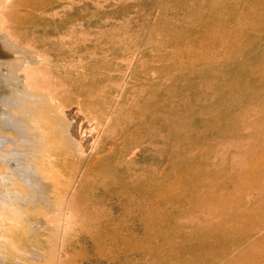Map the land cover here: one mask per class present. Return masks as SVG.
I'll return each mask as SVG.
<instances>
[{
  "label": "bare ground",
  "instance_id": "1",
  "mask_svg": "<svg viewBox=\"0 0 264 264\" xmlns=\"http://www.w3.org/2000/svg\"><path fill=\"white\" fill-rule=\"evenodd\" d=\"M54 1L59 5V1ZM64 1L60 0V5ZM52 5V0H0V89L4 87L15 96L7 101L4 92L0 94V248L9 247L17 255L21 253L18 242L28 239L33 228L32 218L38 223L48 221L57 231L79 222L112 221L91 216L88 200L81 203L80 194L90 186L91 177L105 180L97 184L98 192L117 200L128 217L150 225L165 224V212L175 211L176 202L182 197L178 194L177 169L184 157L179 155L177 146L176 92L166 84L167 79L163 80L166 71L144 68L146 61L157 67L163 59L157 55L144 61L146 42L140 31L135 39L114 35L102 41V33L79 31L77 15L65 17ZM2 7L8 10L6 14ZM99 28L107 32L106 28ZM96 34L100 37L90 39ZM212 44L215 46L216 41ZM79 55L84 65L79 66ZM141 59L143 63H139L137 70L135 63ZM71 62L73 65H69ZM253 64L249 66L251 71L253 66L258 67L256 62ZM111 75L116 78L111 80ZM170 78L174 83V76ZM124 81H132L128 89H124L128 85ZM112 83L115 89L111 95ZM68 91L80 98L77 106L56 103ZM242 94L245 102L253 101L246 92ZM222 107L235 108L225 102L219 108ZM224 121L227 124L230 119L226 117ZM255 149L263 157L254 159L252 165L263 166L264 142ZM153 151L157 159L161 158L153 164V170L132 166L135 157ZM252 152L239 151L246 157ZM195 158L186 170L207 175V151ZM79 159H84L86 165L79 164ZM66 165L75 168L69 183L62 175ZM239 170L235 169L237 175L230 169L226 171L239 182L246 177ZM254 178L258 180L257 175ZM260 180L264 181V175ZM247 192L258 193V187ZM184 198L195 199L186 194ZM198 199L200 194L196 196V205L204 200L203 196ZM92 202L93 207L99 204L98 199ZM37 209L53 210L54 215L35 216L33 211ZM9 216H14L11 221L22 230L18 237L9 231L13 225L5 224ZM249 224L250 238L245 241L235 242V231L222 226L201 236L199 241L206 246L202 252L205 256H201L206 258L205 263L264 264V221L256 227L253 222ZM193 229L205 232L198 224ZM215 245L220 250L218 256L211 250ZM51 257L47 255V259Z\"/></svg>",
  "mask_w": 264,
  "mask_h": 264
},
{
  "label": "rangeland",
  "instance_id": "2",
  "mask_svg": "<svg viewBox=\"0 0 264 264\" xmlns=\"http://www.w3.org/2000/svg\"><path fill=\"white\" fill-rule=\"evenodd\" d=\"M54 2L52 9H58V14L79 17V31L89 29L102 33L103 38L92 35L93 41L99 37L106 41L114 35L135 39L140 31L146 42L144 61L157 55L163 59L157 67L146 61L144 68L166 71L163 80L167 79L166 84L176 92L177 146L179 155L184 157L177 169L178 194L182 197L178 198L175 211L165 212L168 216L165 224L150 225L128 217L117 200L98 192L97 184L105 180L91 177L90 186L80 194L81 203L88 200L91 216L104 218L102 221L111 219V222H79L57 231L48 221L40 224L32 218L33 228L28 239L17 244L21 253L14 254L3 246L0 264H184L187 261L206 264V258L201 257L205 256L202 252L206 246L199 240L208 231L222 226L235 231V242L250 238L249 222L256 227L264 221V181L260 180L264 165H252L254 159L263 157L255 147L264 142V0H65L62 5L60 0H56L59 5ZM2 11L6 14L8 10L2 7ZM45 11L49 13L48 9ZM100 26L107 32L99 31ZM142 59L135 63L137 70ZM253 62L258 67L253 66L251 71L249 66ZM83 63L79 55V66ZM173 76L172 84L169 80ZM114 78L111 75V80ZM129 83L132 81H124L128 84L124 89L130 87ZM111 87L110 94L115 84ZM5 90L0 89L5 100L15 97ZM245 92L253 101L247 103L241 99ZM79 100L68 91L56 103L77 106ZM224 102L234 104L235 108H219ZM226 117L230 119L227 124ZM7 135L13 136L9 132ZM205 150L210 156L207 175L186 170ZM250 150L253 152L247 157L239 153ZM154 151L135 157L130 163L152 169L156 160H161ZM83 160L79 159V164L85 166ZM186 161L189 162L186 164ZM236 168L246 176L239 182L236 177L230 178L237 175ZM74 170L66 165L62 175L68 183ZM256 175L258 180L254 178ZM254 187H258V193L247 192ZM185 194L195 199L200 194L198 201L202 196L204 200L196 205L197 200L185 199ZM92 199H98L99 204L93 207ZM35 211V216L54 215L53 210ZM12 219L14 216H9L5 224L13 225L9 231L18 237L22 230ZM196 224L205 232L194 230ZM218 245L211 246L215 256L220 254ZM47 255H52V259H47Z\"/></svg>",
  "mask_w": 264,
  "mask_h": 264
}]
</instances>
